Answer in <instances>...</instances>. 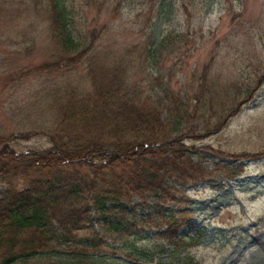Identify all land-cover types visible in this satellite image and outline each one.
Returning a JSON list of instances; mask_svg holds the SVG:
<instances>
[{"label":"rangeland","instance_id":"rangeland-1","mask_svg":"<svg viewBox=\"0 0 264 264\" xmlns=\"http://www.w3.org/2000/svg\"><path fill=\"white\" fill-rule=\"evenodd\" d=\"M47 1L0 0V136L11 133L16 150L49 146L60 137L49 92L91 89L87 65L122 57L128 83L144 102L160 104L165 130L193 146L190 160L201 169L179 177L160 167L158 183L138 190L110 176L81 189L89 206L95 198L104 208L121 205L130 235L82 233L80 244L54 248L48 261L264 264V153L253 157L264 152V0H61L79 41L70 64L51 37ZM51 60L55 70L32 71ZM217 95L222 106L209 105ZM173 99L184 103L182 117L168 115ZM15 182L25 184L20 175ZM7 186L0 177V197ZM183 210L202 228L185 250L190 258L167 245L143 255L146 239L160 237L161 217ZM102 219L97 206L90 210V223Z\"/></svg>","mask_w":264,"mask_h":264},{"label":"trees","instance_id":"trees-1","mask_svg":"<svg viewBox=\"0 0 264 264\" xmlns=\"http://www.w3.org/2000/svg\"><path fill=\"white\" fill-rule=\"evenodd\" d=\"M46 6L51 37L65 64H70L80 50L67 24L65 5L61 0H48ZM58 65V60L45 61L32 71L49 72ZM125 68L122 57L95 60L86 70L91 89L67 85L49 92L52 129L60 134L49 146L16 150L9 144L11 133L0 136V177L8 183L0 197V264H96L91 260L48 261L54 248L80 244L78 235L82 233L121 240L130 235L127 228L131 223L121 205L104 208L95 198L89 206L81 199V189L91 191L110 176L126 189L138 190L142 182L158 183L160 167L179 177L201 170L190 160L193 146L180 140L181 135L167 133L160 104L143 101L136 86L128 83ZM217 96L209 105L222 106ZM171 103L174 109L165 106L168 115L182 117L181 99ZM45 173L51 177L48 183L43 180ZM16 175L24 178L23 186L12 183H16ZM96 206L102 222L90 223V210ZM186 213L163 215L159 241L146 239L143 255L151 247L161 250L167 245L190 258L185 250L197 244L202 228ZM81 243L89 244L88 240Z\"/></svg>","mask_w":264,"mask_h":264}]
</instances>
